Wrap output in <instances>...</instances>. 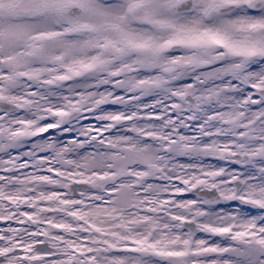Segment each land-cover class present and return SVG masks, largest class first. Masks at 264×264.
Returning a JSON list of instances; mask_svg holds the SVG:
<instances>
[{
  "label": "snow or ice",
  "instance_id": "6c2138e0",
  "mask_svg": "<svg viewBox=\"0 0 264 264\" xmlns=\"http://www.w3.org/2000/svg\"><path fill=\"white\" fill-rule=\"evenodd\" d=\"M0 264H264V0H0Z\"/></svg>",
  "mask_w": 264,
  "mask_h": 264
}]
</instances>
